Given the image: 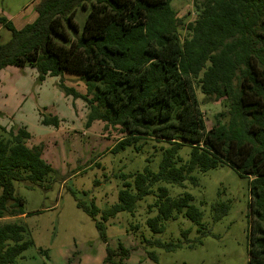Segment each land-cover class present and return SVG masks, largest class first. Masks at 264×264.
<instances>
[{
	"label": "trees",
	"instance_id": "obj_1",
	"mask_svg": "<svg viewBox=\"0 0 264 264\" xmlns=\"http://www.w3.org/2000/svg\"><path fill=\"white\" fill-rule=\"evenodd\" d=\"M172 1L41 0L35 19L21 28L0 16V26L11 33L8 42L0 43V73L9 66H27L37 70L41 81L60 77L67 96L84 97L87 126L102 121L105 129L119 128L124 135L113 152L159 147L157 172L145 168L120 175L116 204L100 211L78 201V208L96 220L107 244L106 264H127L130 252L122 244L118 249L108 245L105 222L122 212L135 216L140 204L153 196L146 205L147 214L155 213L146 219L153 233H162L165 223L179 215L201 225L203 213L193 204L194 197H172L166 185L196 184L195 173L220 166L249 180L258 223L252 259L264 264V0H195L196 18L187 24ZM66 73L79 74L86 95L65 85ZM197 90L206 101L226 103L227 111L209 130ZM41 122L60 126L56 116ZM4 131L8 137L0 139V221L24 214L23 199L15 197L17 182L49 189L45 182L54 172L41 148L28 147L32 135L27 127ZM184 146L190 147L188 159L179 155ZM219 207L215 221L229 208L213 206ZM24 233L21 225L0 223V264H20L31 245ZM182 235L187 239L189 231ZM148 243L168 252L181 246L159 239ZM148 256L158 262L155 252Z\"/></svg>",
	"mask_w": 264,
	"mask_h": 264
},
{
	"label": "rangeland",
	"instance_id": "obj_2",
	"mask_svg": "<svg viewBox=\"0 0 264 264\" xmlns=\"http://www.w3.org/2000/svg\"><path fill=\"white\" fill-rule=\"evenodd\" d=\"M40 1L0 0V16H6L19 28L35 19V7ZM194 1H172L178 17L186 24L196 18ZM10 38L11 33L0 26V43ZM0 79V139L8 137L4 129L27 127L32 135L28 147L41 148L43 158L54 170L45 182L49 189L28 188L17 182L15 197L23 199L24 214L0 221L23 226L25 240L31 242L19 263L106 264L107 244L101 239L96 220L78 208V201L88 206L94 204L100 211L116 204L123 183L120 175L145 168L157 172L161 160L159 147L146 145L141 152L133 148L113 152L124 135L119 128L105 129L102 121L87 126L84 97L67 96L60 86V77L41 81L36 69L9 66L1 71ZM64 83L83 96L87 93L79 74L66 73ZM197 96L209 130L218 123L216 117L227 111L226 103L206 101L199 90ZM50 116L59 119L58 128L42 124V119ZM189 153L190 147L184 146L179 155L188 159ZM194 176L196 184L186 181L183 186H166L172 197L183 193L194 197L193 204L203 213L201 225L179 215L165 223L162 233H153L146 226L148 214H155H147L146 206L153 202V196L140 204L135 216L122 212L105 222L108 245L118 249L122 244L129 250L127 264L254 263L251 248L258 223L249 180L229 166L197 172ZM218 203L229 208L226 215L215 221L221 209L215 210L213 206ZM97 221H101V214ZM132 225H139V229L133 230ZM184 231H189L187 239L182 235ZM156 239L181 246L168 252L148 243ZM148 252H155L158 262L151 260Z\"/></svg>",
	"mask_w": 264,
	"mask_h": 264
},
{
	"label": "crops",
	"instance_id": "obj_3",
	"mask_svg": "<svg viewBox=\"0 0 264 264\" xmlns=\"http://www.w3.org/2000/svg\"><path fill=\"white\" fill-rule=\"evenodd\" d=\"M9 19V18H8ZM26 23H28V22H26ZM25 22L19 27V28H21L23 25H25L26 24ZM18 27V26H17Z\"/></svg>",
	"mask_w": 264,
	"mask_h": 264
}]
</instances>
